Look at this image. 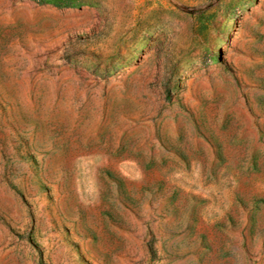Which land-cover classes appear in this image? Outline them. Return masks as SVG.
Listing matches in <instances>:
<instances>
[{
	"label": "rangeland",
	"instance_id": "1",
	"mask_svg": "<svg viewBox=\"0 0 264 264\" xmlns=\"http://www.w3.org/2000/svg\"><path fill=\"white\" fill-rule=\"evenodd\" d=\"M0 264H264V0H0Z\"/></svg>",
	"mask_w": 264,
	"mask_h": 264
}]
</instances>
